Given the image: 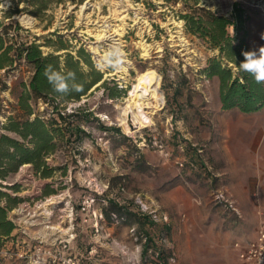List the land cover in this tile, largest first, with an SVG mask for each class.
Segmentation results:
<instances>
[{
    "label": "rangeland",
    "instance_id": "rangeland-1",
    "mask_svg": "<svg viewBox=\"0 0 264 264\" xmlns=\"http://www.w3.org/2000/svg\"><path fill=\"white\" fill-rule=\"evenodd\" d=\"M200 2L228 17H233L235 8L243 11L248 16L244 27L249 50L264 46V0ZM192 3L0 0V29L9 25L10 38L35 42L45 55L69 52L77 58L78 50L84 49L103 75L80 100L61 106L67 116L79 112L67 121L58 118L53 106L42 99H30L35 112L32 117L40 115L47 121L57 117L62 129L66 122H80L85 133L80 140H67V132L57 142L55 152L46 157L50 177H43L27 163L0 179V192L4 193L0 205L15 225L10 236L0 238V264H158L157 260L167 264H233L236 244L245 246L252 240L263 199L255 193L235 199L221 188L230 184V176L219 175L211 146L200 139L203 123L207 128L215 126L212 119L203 116L208 97H220V88L216 78L208 79L202 72L217 51L188 35L179 16ZM103 24L108 25V31L98 38ZM231 33H235L233 28ZM113 45L123 50V66L100 70V59ZM81 65L85 72L90 71L83 60ZM147 70L160 75L159 91L165 102L158 110L147 109L153 123L127 131L118 117L120 108L138 75ZM32 74V66L23 60L9 73L0 68V135L20 139L6 126L10 117L24 118L18 99L22 84L28 83ZM184 97H204L206 103L181 102ZM234 110H224L228 116L221 121L229 122ZM218 122L217 135L224 131ZM187 131L193 136L190 142L183 136ZM217 190L235 201L239 214L215 202ZM59 195L64 199L51 205L47 218L41 205ZM139 197L168 215V222H156L144 214L137 203ZM46 226H58L68 233L54 230L49 234ZM146 227L155 233L151 235ZM203 234L206 239L200 245Z\"/></svg>",
    "mask_w": 264,
    "mask_h": 264
},
{
    "label": "trees",
    "instance_id": "trees-1",
    "mask_svg": "<svg viewBox=\"0 0 264 264\" xmlns=\"http://www.w3.org/2000/svg\"><path fill=\"white\" fill-rule=\"evenodd\" d=\"M180 18L185 22V31L202 41L209 49L217 51L208 59L207 65L202 69L208 79L216 78L219 82L220 98L223 110L237 109L243 113H254L264 108V83H256L248 74L240 71L239 63L244 59L242 52L248 51V32L244 27V12L235 8L233 17L220 15L206 6L200 0H193L186 5ZM1 25V24H0ZM17 28L20 26L17 24ZM0 29V68L10 72L18 61H25L33 68V74L28 83H23V93L18 99V105L23 112L22 119L9 118L6 129L17 134L20 139L7 134L0 135V179H6L10 173L16 172L24 164H32L35 170L43 177H50L46 157L52 155L57 142L64 139L80 140L85 133L80 122H66L62 129L58 118L67 121L79 112L70 115L64 114L62 105L80 100L96 84L102 81L103 75L92 65L89 54L84 49L78 50L76 58L71 53H49L45 55L40 45L35 42H16L9 37L10 26ZM231 28L235 33H231ZM81 60L90 71L82 69ZM51 64L62 73L74 72L76 82L82 86V91L73 92L68 96L60 97L53 93L43 75L45 66ZM110 98L114 99L112 94ZM30 99L35 102L42 99L45 104L53 106L55 119L47 121L40 115L32 117L34 107ZM65 108V107H63ZM78 110V109H76ZM77 117V116H76ZM117 131H120L119 129ZM4 193L0 192V197ZM12 208V204L7 205ZM15 229L12 221L7 219V210L0 205V238L8 237ZM162 264H167L162 261Z\"/></svg>",
    "mask_w": 264,
    "mask_h": 264
},
{
    "label": "crops",
    "instance_id": "crops-1",
    "mask_svg": "<svg viewBox=\"0 0 264 264\" xmlns=\"http://www.w3.org/2000/svg\"><path fill=\"white\" fill-rule=\"evenodd\" d=\"M189 100H191V103L200 100L201 103H206L204 97H191L190 99L184 97L180 101L189 102ZM208 103L209 105H207L203 117L212 119L214 121H211L212 125L214 124L215 126L207 128L206 124L203 123L204 126L199 127V131H201L200 139L206 141L211 146L212 162L217 167H220L217 170L219 175L228 174L230 176V184H222L221 188L226 190L235 199L254 196L255 193L264 202V108L252 114H244L239 110L231 111L232 113L235 112V115L231 116L229 122L224 121V125L220 118L228 116L223 114H228V112H224L222 109L221 98L208 97ZM217 122L223 124L220 127L224 130H221L222 133L219 132L218 135L216 133V129H218ZM187 132L183 136L190 142L193 136L191 131ZM183 146L180 145L179 147L183 149ZM203 164L207 168L208 163L205 162ZM257 181L258 184L256 186L255 183ZM258 213H261L259 226L264 221V205L258 208ZM145 229L151 235L155 233L151 227H146ZM256 233L257 231L251 238L252 240L256 237ZM199 239V244L203 245L201 240L206 239L205 234L199 237ZM234 251L236 259L233 264H241L238 249L236 248Z\"/></svg>",
    "mask_w": 264,
    "mask_h": 264
},
{
    "label": "bare ground",
    "instance_id": "bare-ground-1",
    "mask_svg": "<svg viewBox=\"0 0 264 264\" xmlns=\"http://www.w3.org/2000/svg\"><path fill=\"white\" fill-rule=\"evenodd\" d=\"M89 3L90 2L87 1L86 5H88ZM84 7L85 6H82V9ZM100 27L101 28L99 29V34H97L98 38L105 36V32L108 31V25L103 24L100 25ZM142 45L144 50L148 51L147 46H145L144 44ZM159 76L157 75L155 70L144 71L138 75L136 82L129 90V95L125 98V102H123V105L120 108V116H118L120 117L119 120L121 121V125H123L127 131H138L153 123L152 117L150 116L147 109L158 110L165 102L164 97L162 96V94H160L159 91ZM63 199L64 198L62 197V195L52 196L41 205V208L44 210L47 218L51 214V205L56 204ZM46 228V230H51L49 234H54V230H57L58 233H61L62 235L68 233L67 230L60 229V227L58 226H46Z\"/></svg>",
    "mask_w": 264,
    "mask_h": 264
},
{
    "label": "clouds",
    "instance_id": "clouds-1",
    "mask_svg": "<svg viewBox=\"0 0 264 264\" xmlns=\"http://www.w3.org/2000/svg\"><path fill=\"white\" fill-rule=\"evenodd\" d=\"M242 55L244 59L238 65L240 71L251 76L256 83H264V46L243 51ZM122 66L123 50L119 45L111 46L98 64L100 70H115ZM43 75L47 79L52 92L60 97L82 91V86L76 82L74 72L62 73L54 68L53 65L48 64L45 66Z\"/></svg>",
    "mask_w": 264,
    "mask_h": 264
},
{
    "label": "built area",
    "instance_id": "built-area-1",
    "mask_svg": "<svg viewBox=\"0 0 264 264\" xmlns=\"http://www.w3.org/2000/svg\"><path fill=\"white\" fill-rule=\"evenodd\" d=\"M161 151H164V145L159 144ZM202 152V150H200ZM183 166V164H180ZM214 200L216 203L221 205L224 209L236 212L239 214V209L237 208L235 201L231 199L224 191L217 190L214 193ZM137 203L144 214L149 215L156 222H168V215L160 213L158 209L153 208L152 205L145 202L142 198L137 199ZM75 234H72L70 238H74ZM238 249V256L241 264H264V221H262L257 229L256 237L249 241L245 246L236 244ZM158 257L159 254L156 253ZM175 261V259H172ZM71 261V259H70ZM69 261V262H70ZM158 264H162V261L157 260ZM72 264H75L72 262Z\"/></svg>",
    "mask_w": 264,
    "mask_h": 264
}]
</instances>
